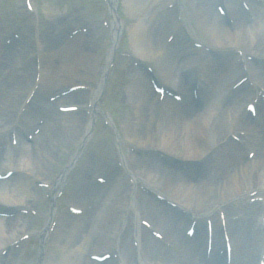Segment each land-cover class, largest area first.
Instances as JSON below:
<instances>
[{"label": "bare ground", "instance_id": "6f19581e", "mask_svg": "<svg viewBox=\"0 0 264 264\" xmlns=\"http://www.w3.org/2000/svg\"><path fill=\"white\" fill-rule=\"evenodd\" d=\"M125 2L127 7L131 9V15L135 12L137 13L139 9H141L139 8L137 10V8L134 7L137 0H126ZM215 2L216 0H197L194 3V5L197 4L195 12L198 14L200 26H202L203 31L206 33L208 32L209 37L212 38L211 44L214 45L211 47L212 49L214 48V57H210L209 55L203 57L202 55H204V53H202V51H197L199 54L196 55L194 53L189 57L187 56L181 59L184 55H178V51L180 50L178 46L174 48L173 51H171L170 48L166 49L164 52L162 47L156 46V43H158L157 38L153 35L148 20L142 23L138 18L137 21L133 22L129 27L132 47L136 51L138 57L142 59L157 58L160 62H158L159 71L163 75L166 74L167 77L171 79L172 82L169 81V83H180V73L183 74V77L186 74H190L191 78H193L192 76L195 75V78L192 80L194 81L192 89L188 87L181 88L184 90L188 89L186 92L192 93V90L197 86L199 87V92H201L203 88L202 84L205 82L213 86L216 85L219 92V95L216 96V103H213L205 112H198L193 115L191 113V111L194 110L192 104L190 106L187 105L185 109L175 108L170 104L167 106L168 110L166 108L167 112L164 116L157 115L158 118L154 121V128L145 124V121L148 123V121L154 117V115L150 113L151 108L148 109V107H139L137 105V111L134 113L136 120L135 122L130 121L132 123L126 127L128 131L127 136L129 138L124 141L126 143L131 141L130 143L135 145L140 143L142 146H139L137 152H130L131 154L125 155L126 160H124L125 158L123 157V161L124 165L130 166L132 170H140L141 176L137 175L138 180H136V182L126 184L124 189L127 193H121L117 190L112 191L111 188L106 190L103 185L102 190L96 196V202L93 203V210L96 209L95 213H93V215H88L89 217L84 218L83 221L82 219H77V221L72 222L70 217L67 218V216L63 215L59 220L58 227H55L56 229L53 230L50 229L51 226L49 227L54 220L53 210L45 212L44 217L47 223L41 238L43 239V250L36 262L31 260V263L108 264L106 261L95 263L93 260L87 258L86 255L89 254L88 252L91 248L89 245L93 240H95V242L92 243L93 248L90 252H102L116 248L118 255H133L134 247L130 244L131 238H129L127 243H124L123 246L120 247L117 245V239H123V236L120 235L119 227H122V225L117 212H123L126 205L132 208L135 207L134 205H136L138 209L142 208L140 198L136 200L132 198L130 201L127 200L133 190L137 191L135 195L138 193V197L142 196L139 194L138 187L143 185L149 186L154 190L159 188L162 189V195L167 196L171 202L178 203L187 210L188 214L182 212L180 215L181 220L187 219L185 222H188L189 225L194 224L200 229V234H195L193 240H190L184 247H182L185 243L184 239L181 240L180 237L182 235L178 231L180 224L183 222L177 219L173 221L177 226L175 231L172 229L171 225L165 226L163 237L165 236L167 239L164 238V241L148 239L147 236L144 235L143 238L140 239L143 244H140V250L142 247L143 254H145L147 258L152 259L153 263L205 264V260H203L201 254L204 253L203 243L205 236L208 235V225H212L213 231L217 233H219L222 228L225 230L228 229L229 235L231 234L232 236L236 232L234 238L236 251L233 253V256H238L242 258L243 261L246 257L248 260L246 264H261V259L256 258V255L262 256L261 254L264 251V228L262 235L261 233L257 234L253 241L247 245H243L246 243V240H249L245 238V236H247L246 232L249 230L243 235L244 227H240V232L238 229H235L234 225L230 222L232 220V215L241 211L237 202H242L246 200V198L250 199V197L264 194V141L251 139V131L254 129L251 128L250 122L244 123L241 119L242 117L238 111L240 102L234 105L236 98L232 100L231 103L227 102L224 104L222 102L228 98V96H233L228 90L235 85V78L233 77V79L224 75L223 81H219L221 75L215 72L213 68L222 60L221 54L217 55L214 53L217 50L246 51L247 49L246 52L253 55L255 54L253 49L255 52H258L254 44L261 40L262 43L260 45L262 46V51L264 50V9L259 19H257V17L250 22L249 19L245 18V14L247 13L243 14L239 12V7L237 6L235 9V7L232 6L233 2L229 0V14H233L234 17L237 15L235 24L231 26L224 23L225 17L214 10L216 5ZM117 4L118 0H110L111 9L117 6ZM56 15L57 13L55 12L53 16L55 17ZM169 18L171 22L174 19L173 15ZM170 20L166 19L164 25L169 24ZM166 22L167 24H165ZM51 26V30L47 28L45 31L47 34H45L44 38L37 32H28L32 33L29 35V38H27V36L20 37V40L26 43V45H23V49L26 51L27 49L30 50L28 47V45H31L30 42H33V45L37 44L39 48H37L39 52L37 53L39 57L38 62H40V65L38 64L40 66L39 71L38 67L35 69L31 63L27 65L28 67L26 69L18 70L17 65L20 64L21 55L18 52L10 55L8 49L0 51V53L4 54L2 56V58L4 57L2 63H0V133L2 131L7 133L11 127H16L14 123L15 120H17V114L15 113L19 112V105L22 104L28 96L26 95L25 88L28 87V81L31 78H33L31 87L37 84L36 74L39 72L40 74L43 72L41 85H45V87L49 85L50 87L52 83H55V74L50 70L52 64L51 60L54 61L62 58L66 60V76L61 79L63 81L61 84L59 83L60 86L66 83L68 84L69 81L78 77L82 72L88 73L90 75L89 77L94 79L95 74L93 75V72L87 69L92 63L89 62L90 59L85 58L86 51L84 52V50L80 49L83 46L81 36L74 40L75 43L66 39L65 42L68 45H65L67 48L62 51L59 46L61 42L58 41V39L55 40L57 36L55 32H57L56 30L59 29L60 26H64V24L53 22ZM112 28L114 29L113 35H118L117 32L122 29L121 23L117 19H114ZM3 29H5V26H0V36L2 31H4ZM191 31L189 32L193 35V31ZM62 35L64 36V34H61V36ZM194 36H196L197 39V35L194 34ZM45 38H48V40H44ZM183 50L186 51L187 48L184 46ZM112 56V53H110L107 58L111 59ZM263 59L264 57H260L261 61H263ZM256 66L255 78L257 77L261 80L262 82L260 81L261 84L259 83V85L264 87V72L258 69L259 64H256ZM106 69L105 67L104 74H106ZM10 72H14L15 74L12 75V78L8 79ZM104 76L105 75H102V79L100 81L97 80L92 86L93 89L91 90L90 98L88 97V92L77 94L69 93L68 96L58 98V101L60 104L71 103L73 105L74 103L79 107L85 105L86 108L91 110V113L98 112L97 107L99 103L97 97L103 92H101V88L103 87ZM139 76L145 81L143 78L144 73H139ZM258 79L255 80L258 82ZM136 82L133 84L135 87ZM186 82H188V80ZM14 84H17V86H14ZM20 84H23V90L25 92V95L22 97L20 95L22 91ZM136 84L138 85L139 83ZM144 85L146 86V84ZM60 86L57 87V89H59ZM134 90L135 92L137 91L136 95H133V92H131L135 101H145L143 98L145 97L147 99L148 97L149 99L147 100L149 102L154 97L150 90H148L146 95L143 94L144 91L142 88L136 87ZM58 91L59 90L54 91L53 94L58 93ZM9 109H11V112H8ZM35 110V107H29V110L26 111L27 114L23 115V119L21 118L24 127L25 125H30L32 122L34 124L37 122V119L33 117L36 112ZM49 116L50 118H46V120H51L48 129L45 130L46 128H44V126L41 127L40 133H38L35 138L33 136V142L24 141L21 136L18 141L21 144L19 154L12 157L10 155H4L0 158V175L13 171V175L8 179H3V181L0 180V213L5 214L11 213V211L14 212V210L18 211L13 217H11L10 214L0 216V264H14V259L19 254V250L17 248L15 249L16 245L22 242L21 239L26 234L30 233V228L24 218L25 215L31 211L28 204L31 203L30 205L33 206L38 202L39 195L33 188V183L34 181L44 179L43 175L51 168L52 164H54V155L56 152L54 148L63 145L64 142L67 141L69 144L66 146L69 148V152H71L70 149L74 150L76 144H86L90 136L89 133L91 132L92 124L94 123L83 111L61 114L59 119L56 115L51 117L50 114ZM44 124L45 123H43V125ZM21 128L18 130L20 131ZM262 129L264 131V128ZM241 131L246 133V135L243 134V136H241L242 142H238V144L234 143V136L237 133H241ZM73 141L74 143H72ZM233 143L238 147H234ZM153 145H155L156 148H154ZM10 146H12V144ZM154 149L160 150V154H164L167 159L161 160L158 164H155V161H153L150 167L152 169L149 168L150 170H146L142 157H139V154L145 153V155L153 159L160 158L161 155L157 154ZM179 149L181 151L178 154L177 151ZM260 150L261 152H259ZM251 151L255 152V154L253 157L249 158L245 154L248 155V152L250 153ZM77 154H79V150L77 153L71 154L69 163L63 168L62 173L57 175L52 181L46 180L49 184L48 189H50L49 192L52 193V196L62 190L61 188L64 186L66 181L65 178L71 170L72 164L77 162ZM214 156H217L218 160H220V163L223 165L220 166V164H218L217 167L213 169L214 172H217L214 173L211 181L207 182L206 180H201L197 182L192 181L191 178L190 183H186V181L189 180L183 181L185 177L183 174L190 175L191 173H197L196 171L200 169L202 165L211 163ZM171 159H174L178 164L181 163L180 168L176 170L170 167L168 169L167 167ZM227 161L233 162L236 168L229 171L231 165ZM100 163H108V161L100 158ZM183 164L186 166L184 170L181 168ZM96 166L97 165L94 163L88 165L84 163L82 165L80 174L82 176H80L79 184L72 187L73 201L70 202L72 206L73 204L78 206L83 197H88L86 200L93 199V192L89 195L88 185L91 183V175L95 174V171L98 170ZM127 168L126 166V169ZM99 170H101L100 167ZM23 173H28L34 181L29 182V180L24 177H18ZM228 173H230V175H228ZM128 175L130 176H127L129 180L132 176H136V174L133 175L132 172ZM224 175L228 176L223 177ZM193 176L192 174V179ZM252 193L257 194L253 195ZM132 202L134 205H132ZM106 206L105 212L104 207ZM150 206L151 205L144 207L145 214L150 213ZM224 206L228 208V213ZM261 207L263 210V206ZM130 212L129 215L133 216L134 212ZM137 212L138 210L136 209V213ZM157 214L158 213L152 209L149 216H152V219H156ZM94 217H96L95 223ZM85 219L91 223L89 224L91 229H87L88 226L84 224ZM97 222L102 228L96 226ZM153 222L155 223L156 220L151 221V223ZM69 223L72 225H69ZM249 226L252 227V222L246 227L248 228ZM99 229L100 231L97 232V236L95 234L93 235V233L89 234V230L97 231ZM140 229L141 227L138 224L135 228V234L138 238L141 236ZM143 232L145 233V230H143ZM166 241L173 242V249H175V252L181 247L180 253L182 252L181 255H184V257L179 258L180 254L178 253L179 256L176 254V256L174 255V257L171 258L169 252H165L164 254L156 252L155 249H157L158 245H162L161 243ZM216 241L213 243V248L215 252H218L217 250L223 247V244ZM241 246L246 248L250 246V249ZM4 252L6 254L8 253L9 256H4ZM238 252L242 256H239L237 254ZM221 259L220 262L213 259L215 261L214 264H223L225 253ZM128 261L133 264L129 259Z\"/></svg>", "mask_w": 264, "mask_h": 264}, {"label": "rangeland", "instance_id": "374dc122", "mask_svg": "<svg viewBox=\"0 0 264 264\" xmlns=\"http://www.w3.org/2000/svg\"><path fill=\"white\" fill-rule=\"evenodd\" d=\"M30 0H0V24H4V26H7L8 28L15 27L17 26L16 29L18 30L21 28V32L27 25L30 24L31 28L39 30L40 32H45L47 28L52 29V24L53 22L56 23H63L64 26H60L59 29H57L55 32L57 34L56 39L60 41L61 43L59 44L60 49H65L67 48L66 42L64 41L65 35L69 32V26L75 24L76 26L78 25L81 28H85L86 36L83 40V48L81 47L80 49L86 51V57L90 59L89 62L92 63V65L87 68L89 71L93 72L94 79H91L88 73L82 72L78 77L73 78L72 81H69L68 84L66 83L65 85H61V80L62 78H65L66 74V60L65 59H56V60H51V71L55 74V83H52L51 86L49 85L45 87V85H41L42 81L41 78L43 77V72H40L36 74V76H39L36 81L37 84L34 87L32 86V80L31 78L28 82V87L25 88L26 95H31L30 99H26L23 101L22 104H20L18 107L19 112H16L15 114L18 115V125L22 124L23 122L21 118L23 115L27 114L26 111L29 110V107H35V114L34 118H38V125L43 124L44 118L47 116L50 118L49 113H51L52 116H57L59 119L61 114H64L62 111L58 110V103L57 99L61 97L58 93L60 91V94L65 92L67 87L73 88L80 85L78 83H83L86 85V89L88 92V97L90 96V92L93 89V85L97 82V80H101V75L103 74L104 66L106 65V56L107 52L110 49L112 43V38H111V32H112V22L115 19L114 15L110 12V9L108 7V2L107 0H34L35 6L34 9L32 7L28 8L27 7V2ZM126 0H120L118 3V12L122 20H124V23L122 24V29L119 33V40L116 43V51L114 54V61L112 63V66L110 67V71L108 72L107 79L104 83L103 87V92L101 95H98V103L100 107V112L98 111L96 120H95V125L94 129L92 130L91 135V149H94L101 153L102 155L104 154L105 156L110 154L113 150H115L119 155H123L126 160V153L130 152V150L134 148H139L140 143L132 144L131 143V149H128L125 143V139L129 138L128 131L126 127L129 126L130 121L135 122L136 117L134 113L137 111L138 106L139 107H145L148 109L151 108L150 113L153 115L154 110V102L152 104L151 102H148L147 99L144 97L143 99L145 101H135V99L132 96L137 94V91L135 92L134 88H142L144 91L143 94H147L148 90H153V86L150 84V82H146L142 80L140 76L137 75V70L135 69L136 65L135 62L137 63V55L136 51L132 47V38H131V33H130V25L133 24V22L137 21L139 18L142 23H144L146 20L149 22L150 29L153 33V35L157 38L156 43L157 47H162L164 49V52L166 49H170L173 51L175 46H178L180 50L178 51V55H182L183 53V48L185 46L183 40H184V35L181 34V32L177 28V25L180 26V28L183 26V24L191 29H193V32L198 36L199 40L211 44L212 43V38L209 37V33L203 31V27L200 26V22H198V14H196L195 9L196 5H194L195 1L197 0H177V5H179L180 10L176 8L172 9H167L163 10L162 5L167 3L169 0H137L135 3L134 7L139 8V11L134 13L133 15L130 14V8L127 7V4L125 2ZM206 4V3H205ZM208 6V4H207ZM213 9V8H212ZM178 10V11H177ZM215 10V8H214ZM57 13V15L54 17V13ZM53 13V14H52ZM149 14V15H148ZM167 15H173L174 22L173 24H167V22L164 25L165 18L168 17ZM261 14L258 16L257 19L261 17ZM231 16V15H230ZM247 17V16H246ZM230 18V17H229ZM229 18H225L224 23L233 25L235 24V21L237 20L235 17L234 19L232 18L231 22H229ZM256 19V18H255ZM155 20V21H153ZM182 20V22H181ZM253 21V20H252ZM177 23V25H176ZM174 25V26H173ZM63 27H65L64 31ZM67 27V28H66ZM7 29V28H6ZM50 29V30H51ZM187 29V28H185ZM173 30V32H172ZM9 29L7 30V34L9 33ZM65 32V33H64ZM82 32V31H81ZM173 35L172 40H168L169 34ZM183 32V31H182ZM25 34H29L25 32ZM61 34H64V36ZM81 34V33H80ZM76 39V38H75ZM181 39L182 41L178 43L177 45L174 44L173 42L176 40ZM44 40H48V38H45ZM44 42V41H43ZM75 43V42H74ZM262 41H260L258 44L255 45V49L258 50V52H255L253 49V52L257 56V60L262 58L264 56L263 51H262V46L261 44ZM66 44V45H65ZM82 45V44H81ZM259 47V48H258ZM159 49V48H158ZM246 49V48H244ZM183 50V51H181ZM162 51V50H161ZM247 51V49H246ZM27 52V51H26ZM20 53V52H19ZM23 54V55H22ZM249 54V53H248ZM21 62H26L27 64L31 63L35 69H36V59L35 55L33 53H21ZM46 55V54H45ZM159 58V57H158ZM251 58V57H248ZM253 58V57H252ZM183 59V58H181ZM256 60V61H257ZM32 61V62H31ZM154 68L156 69L157 75H159L160 80L162 82L166 83L168 81H171L167 75H163L159 71V61L157 58H151V60H145ZM159 62V63H158ZM1 63V61H0ZM257 63L260 65L261 60L257 61ZM18 70H24L28 66L26 64H18ZM264 72V66H260ZM39 71V70H38ZM239 71V70H238ZM87 72V71H86ZM14 72H10L8 75V79L12 78V75H14ZM7 79V80H8ZM96 80V81H94ZM132 81H137L136 83H139L138 85L135 83L136 87L133 85L134 82ZM148 81V80H147ZM60 83V84H59ZM55 84V85H54ZM77 84V85H76ZM146 84V86L144 85ZM68 85V86H67ZM9 86V85H8ZM7 86V88H8ZM11 86V85H10ZM14 86H17V84H14ZM20 88H22V91L20 93L21 97L25 95L24 92V86L23 84H20ZM57 89V87H59ZM56 87V89H55ZM90 87V89H89ZM92 87V88H91ZM1 88V87H0ZM59 90L57 96H55L54 91ZM129 90V91H128ZM132 91V92H131ZM29 93V94H28ZM55 96V97H53ZM67 96V95H65ZM28 97V96H27ZM63 98V97H62ZM57 103V105H55ZM148 103V104H147ZM138 105V106H137ZM60 112L59 114L56 112V110ZM43 111L44 116L42 115L40 117L39 114H41ZM8 112H11V109H9ZM41 112V113H40ZM104 113V114H102ZM133 118V119H132ZM23 119V118H22ZM132 119V120H131ZM49 119L46 120L45 124L43 125L45 130L48 129V126L50 125ZM145 124L150 125L152 128H154V119L152 118L148 123ZM25 123V122H24ZM16 124V123H15ZM34 123H30V125H25L20 129V134L24 136V141H26V137L29 138L30 134L33 132V125ZM42 126V127H43ZM25 128V129H24ZM24 129V130H22ZM35 131V130H34ZM33 142V141H32ZM131 142V141H130ZM235 143V141H233ZM71 143V142H70ZM74 143V141L72 142ZM233 143L234 147L235 146ZM69 142H64L63 145L57 146L54 148L56 150L55 155H54V164H52L51 168L46 171V173L43 175L42 180H40L41 184L38 186L35 185L34 189L37 191V194L39 195L38 202L35 203V205L31 206V209H34V211H30L27 215H25V222H27L29 226V230L35 235L33 238L24 241L22 244H18L15 249L17 248L19 250V254L16 256L14 259L15 261L13 262L14 264H35L34 262L31 263V260L35 261L38 258L39 252H40V247H41V239H40V234L37 232L41 231L46 224V219L44 218L45 212L49 208V199L48 197H45L46 193L48 192L47 187H45V182L48 180L51 181L53 178H55L57 175H59L62 172V168L68 163L70 160V156L73 152H75V149H70L71 152H69V148L66 146L68 145ZM238 144V143H237ZM154 148H156L155 145H153ZM240 148V145H239ZM131 150V151H132ZM181 150L179 149L177 153L179 154ZM247 156V154H245ZM245 156V157H246ZM218 157L214 156V160L212 161V164L215 166L218 165ZM228 162V161H227ZM80 164V162H77ZM231 165V169L233 170L235 165L233 162H228ZM78 164H74L73 167L78 169ZM212 165V167H213ZM151 164L150 166H146V170H150L152 168ZM150 168V169H149ZM140 172V171H139ZM205 174L207 176H210V174H207V171L204 170ZM208 172H210L208 170ZM71 174V173H70ZM70 174L67 175V182L65 185V190H63V194L60 196V200L58 201L59 204H61L60 210H63L64 207L68 206L71 201H73V186H76L79 184L78 179L74 178V176H70ZM170 174V173H169ZM229 174V173H228ZM71 177V178H70ZM226 177V176H223ZM207 178H205L206 180ZM45 180V181H44ZM47 180V181H46ZM80 180V179H79ZM97 180V179H96ZM184 181V180H183ZM186 183H190V181H186ZM155 184V183H154ZM111 186L105 185L106 190H108ZM41 196V198H40ZM88 197H83L81 200L80 204L78 206L83 207V205L86 202V199ZM76 205V204H75ZM238 205V204H237ZM77 206V205H76ZM106 207H104V210L106 212ZM132 208V207H131ZM135 208V207H133ZM80 209V208H78ZM136 209V208H135ZM57 210V211H58ZM39 211L38 213H36ZM96 211V209H95ZM119 214V212H117ZM243 215V212L236 213L233 215V219L231 222L234 220H237L241 218ZM144 218H150L149 214H144ZM142 216V217H143ZM137 219V216L135 220ZM72 221V220H71ZM96 221V217H94V223ZM93 223V224H94ZM239 222L238 224H240ZM84 224H86L89 227V224H91L89 221H84ZM96 226H99L98 222L96 223ZM102 228V226H99ZM92 232V231H91ZM148 239H153L152 237L150 238L147 236ZM131 242V241H130ZM251 242V241H250ZM250 242L246 240V243L243 245H247ZM131 244V243H130ZM129 245V244H128ZM243 247V246H241ZM250 247V246H249ZM247 247V248H249ZM246 248V247H243ZM246 248V249H247ZM245 249V251H246ZM250 249V248H249ZM156 252L159 251V247L155 249ZM170 254V257L173 258L175 255V252L172 250L168 251ZM94 251L90 253V255H94ZM4 256H9L8 253H3ZM59 255V254H58ZM57 255V256H58ZM90 255L88 258H90ZM140 261L141 262H146L149 264H155L153 263L152 259H149L146 257L143 252H140ZM132 260V259H131ZM134 261V260H133Z\"/></svg>", "mask_w": 264, "mask_h": 264}]
</instances>
